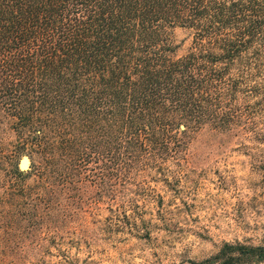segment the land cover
<instances>
[{
  "label": "trees",
  "instance_id": "obj_1",
  "mask_svg": "<svg viewBox=\"0 0 264 264\" xmlns=\"http://www.w3.org/2000/svg\"><path fill=\"white\" fill-rule=\"evenodd\" d=\"M175 25L190 34L178 54ZM263 107L264 0H0V109L13 133L0 187L18 213L63 217L85 198L116 213L159 197L202 129L264 144ZM211 258L264 262V243L224 242Z\"/></svg>",
  "mask_w": 264,
  "mask_h": 264
},
{
  "label": "rangeland",
  "instance_id": "obj_2",
  "mask_svg": "<svg viewBox=\"0 0 264 264\" xmlns=\"http://www.w3.org/2000/svg\"><path fill=\"white\" fill-rule=\"evenodd\" d=\"M170 36L174 52H183L189 29L175 25ZM259 128L264 141V107ZM12 138L0 109V145ZM16 161L24 165L27 157ZM154 189L159 197L137 196L116 213L109 202L85 198L80 209L60 217L18 213L0 187V264H220L211 257L224 242L264 243L261 142L244 148L231 133L202 129L180 180Z\"/></svg>",
  "mask_w": 264,
  "mask_h": 264
}]
</instances>
